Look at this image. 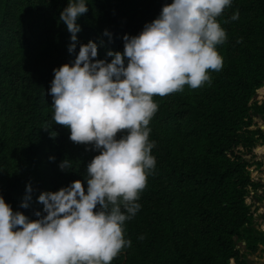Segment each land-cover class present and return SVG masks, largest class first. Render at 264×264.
<instances>
[{
  "label": "trees",
  "instance_id": "obj_1",
  "mask_svg": "<svg viewBox=\"0 0 264 264\" xmlns=\"http://www.w3.org/2000/svg\"><path fill=\"white\" fill-rule=\"evenodd\" d=\"M263 86L264 0H0V264H243Z\"/></svg>",
  "mask_w": 264,
  "mask_h": 264
},
{
  "label": "rangeland",
  "instance_id": "obj_2",
  "mask_svg": "<svg viewBox=\"0 0 264 264\" xmlns=\"http://www.w3.org/2000/svg\"><path fill=\"white\" fill-rule=\"evenodd\" d=\"M257 103L264 105V86L257 91L251 105ZM253 130H261L262 136L253 149V157L249 160L251 178L258 184L257 189H250L246 204L253 213L252 224L243 233V238L238 240L237 248L240 250L243 264H264V112L254 118ZM263 213V214H262ZM256 245L252 251L250 245ZM236 264V263H232Z\"/></svg>",
  "mask_w": 264,
  "mask_h": 264
},
{
  "label": "water",
  "instance_id": "obj_3",
  "mask_svg": "<svg viewBox=\"0 0 264 264\" xmlns=\"http://www.w3.org/2000/svg\"><path fill=\"white\" fill-rule=\"evenodd\" d=\"M248 160H250L252 158V155H249L246 157Z\"/></svg>",
  "mask_w": 264,
  "mask_h": 264
},
{
  "label": "flooded vegetation",
  "instance_id": "obj_4",
  "mask_svg": "<svg viewBox=\"0 0 264 264\" xmlns=\"http://www.w3.org/2000/svg\"><path fill=\"white\" fill-rule=\"evenodd\" d=\"M264 198V195H261ZM263 214V213H262Z\"/></svg>",
  "mask_w": 264,
  "mask_h": 264
},
{
  "label": "built area",
  "instance_id": "obj_5",
  "mask_svg": "<svg viewBox=\"0 0 264 264\" xmlns=\"http://www.w3.org/2000/svg\"><path fill=\"white\" fill-rule=\"evenodd\" d=\"M254 126L251 127V129H253Z\"/></svg>",
  "mask_w": 264,
  "mask_h": 264
}]
</instances>
